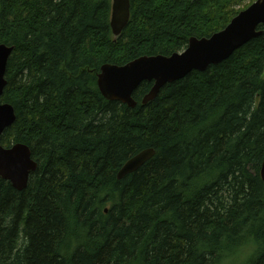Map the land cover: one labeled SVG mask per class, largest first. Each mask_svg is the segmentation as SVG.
Here are the masks:
<instances>
[{
	"label": "trees",
	"instance_id": "obj_1",
	"mask_svg": "<svg viewBox=\"0 0 264 264\" xmlns=\"http://www.w3.org/2000/svg\"><path fill=\"white\" fill-rule=\"evenodd\" d=\"M252 1L130 0L114 37L111 0H0V43L14 46L1 101L16 115L0 140L38 163L21 191L0 178V264H215L224 237L264 240V26L144 105L153 82L133 108L96 84L101 65L182 51Z\"/></svg>",
	"mask_w": 264,
	"mask_h": 264
},
{
	"label": "water",
	"instance_id": "obj_2",
	"mask_svg": "<svg viewBox=\"0 0 264 264\" xmlns=\"http://www.w3.org/2000/svg\"><path fill=\"white\" fill-rule=\"evenodd\" d=\"M129 19L130 0H111L109 25L114 37L121 34ZM262 26L264 0H253L238 11L221 30L210 36L190 37L182 51L170 55H142L122 65H101L96 75L97 87L106 100L119 101L133 108L137 105L132 96L136 88L143 81L153 82L141 99V104L144 105L157 96L164 84L179 80L193 70L204 71L227 59L233 51L261 35ZM13 50V45L0 43V137L16 118L13 106L1 101L7 84V63ZM154 154L152 147L140 150L119 168L116 178L122 179L135 172ZM37 165L27 144L17 142L5 147L0 140V178L9 181L16 190L21 191L27 187L30 174L37 169ZM261 175L264 177V161Z\"/></svg>",
	"mask_w": 264,
	"mask_h": 264
},
{
	"label": "clouds",
	"instance_id": "obj_3",
	"mask_svg": "<svg viewBox=\"0 0 264 264\" xmlns=\"http://www.w3.org/2000/svg\"><path fill=\"white\" fill-rule=\"evenodd\" d=\"M261 252H264V240L245 228L236 239L222 238L216 250L215 264H254Z\"/></svg>",
	"mask_w": 264,
	"mask_h": 264
},
{
	"label": "rangeland",
	"instance_id": "obj_4",
	"mask_svg": "<svg viewBox=\"0 0 264 264\" xmlns=\"http://www.w3.org/2000/svg\"><path fill=\"white\" fill-rule=\"evenodd\" d=\"M242 1L243 4H248L249 0H240ZM263 77H264V74H263Z\"/></svg>",
	"mask_w": 264,
	"mask_h": 264
},
{
	"label": "bare ground",
	"instance_id": "obj_5",
	"mask_svg": "<svg viewBox=\"0 0 264 264\" xmlns=\"http://www.w3.org/2000/svg\"><path fill=\"white\" fill-rule=\"evenodd\" d=\"M262 169V168H261Z\"/></svg>",
	"mask_w": 264,
	"mask_h": 264
}]
</instances>
